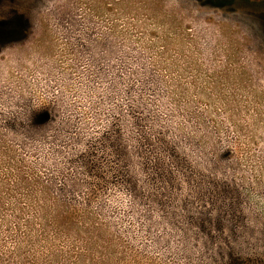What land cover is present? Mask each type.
Segmentation results:
<instances>
[{
	"label": "rangeland",
	"instance_id": "374dc122",
	"mask_svg": "<svg viewBox=\"0 0 264 264\" xmlns=\"http://www.w3.org/2000/svg\"><path fill=\"white\" fill-rule=\"evenodd\" d=\"M0 264H264V0H0Z\"/></svg>",
	"mask_w": 264,
	"mask_h": 264
}]
</instances>
